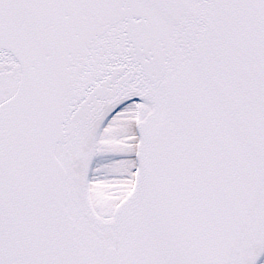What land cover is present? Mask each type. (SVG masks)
<instances>
[{"label":"snow or ice","instance_id":"obj_1","mask_svg":"<svg viewBox=\"0 0 264 264\" xmlns=\"http://www.w3.org/2000/svg\"><path fill=\"white\" fill-rule=\"evenodd\" d=\"M0 264H264V0H0Z\"/></svg>","mask_w":264,"mask_h":264}]
</instances>
